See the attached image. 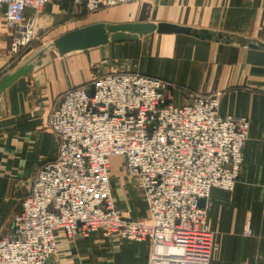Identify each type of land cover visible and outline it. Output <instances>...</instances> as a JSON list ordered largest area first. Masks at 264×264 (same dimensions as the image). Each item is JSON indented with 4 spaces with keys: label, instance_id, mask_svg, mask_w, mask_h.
I'll use <instances>...</instances> for the list:
<instances>
[{
    "label": "built area",
    "instance_id": "built-area-1",
    "mask_svg": "<svg viewBox=\"0 0 264 264\" xmlns=\"http://www.w3.org/2000/svg\"><path fill=\"white\" fill-rule=\"evenodd\" d=\"M133 1L71 0L87 13ZM48 2L0 0L12 54L35 38ZM91 86L68 88L50 110L47 127L58 153L36 172L13 213L11 234L0 238V264H53L60 238L95 231L149 242V264H210L208 201L213 188L234 190L249 119L221 113L219 91L174 104L170 83L138 71L102 73ZM117 155L126 157V175L142 192L148 218H130L113 197Z\"/></svg>",
    "mask_w": 264,
    "mask_h": 264
},
{
    "label": "crops",
    "instance_id": "crops-1",
    "mask_svg": "<svg viewBox=\"0 0 264 264\" xmlns=\"http://www.w3.org/2000/svg\"><path fill=\"white\" fill-rule=\"evenodd\" d=\"M1 20L5 21L2 11ZM98 22L169 23L205 29L214 37L154 31L139 39L110 42L103 49L65 55L51 51L41 65L4 90L0 238L11 234L12 215L30 193L36 172L57 156L58 138L48 129L47 119L63 93L82 85L92 90L91 83L102 73L138 71L170 83L168 97L174 104L219 91L221 113L249 119L238 182L232 191L213 188L208 201V224L214 234L210 264H264V49L247 45L250 41L264 42V0H137L93 13L75 7L71 0H49L37 19V29L51 25L56 38ZM218 34L224 38L218 40ZM113 157L115 201L130 218H148L142 192L126 175V157L124 166L116 171ZM128 188L132 189V199L123 197ZM149 257L147 241L104 237L95 231L86 238H60L52 262L149 264Z\"/></svg>",
    "mask_w": 264,
    "mask_h": 264
},
{
    "label": "water",
    "instance_id": "water-1",
    "mask_svg": "<svg viewBox=\"0 0 264 264\" xmlns=\"http://www.w3.org/2000/svg\"><path fill=\"white\" fill-rule=\"evenodd\" d=\"M154 31L158 33L189 34L202 39H212L214 37L213 33L205 29L197 30L175 24L150 22L120 24L98 22L67 31L54 38L48 46L39 49L35 54L0 77V114H3L1 98L4 90L20 77L31 73L37 66L41 65L50 56L52 49L60 55L80 50L87 52L95 47L103 49L110 42L139 39L143 35ZM216 38L219 40L224 36L218 34ZM247 45L252 48L264 49V42L250 41ZM200 203L205 205V200L202 199Z\"/></svg>",
    "mask_w": 264,
    "mask_h": 264
},
{
    "label": "rangeland",
    "instance_id": "rangeland-1",
    "mask_svg": "<svg viewBox=\"0 0 264 264\" xmlns=\"http://www.w3.org/2000/svg\"><path fill=\"white\" fill-rule=\"evenodd\" d=\"M40 27V24H39ZM53 27L49 25L48 28H39L35 38L27 45L25 48H22L21 53L18 54H12L10 52L9 48V42H10V28L6 25L4 20H1L0 22V76L4 74L7 70L13 69L15 66L23 62L25 59L29 58L33 54H35L36 51L39 49L48 46L51 41L54 39V36L57 34L55 32V29H52ZM56 51V50H51ZM124 157L123 156H114L112 161L115 166V171L117 169H121L124 166ZM129 181L131 184H133L134 187L135 184L133 183L132 179L129 178ZM138 188V187H136ZM123 197L125 199L127 198H133V192L132 189L128 188L124 190ZM142 203V202H141ZM144 206V204L142 203ZM141 205V207H142Z\"/></svg>",
    "mask_w": 264,
    "mask_h": 264
}]
</instances>
